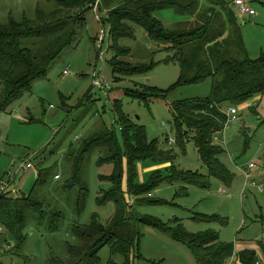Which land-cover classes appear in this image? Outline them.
<instances>
[{
	"label": "rangeland",
	"instance_id": "374dc122",
	"mask_svg": "<svg viewBox=\"0 0 264 264\" xmlns=\"http://www.w3.org/2000/svg\"><path fill=\"white\" fill-rule=\"evenodd\" d=\"M209 1L200 0L201 5ZM222 1L234 10L242 26L249 56L262 58L264 0H244L257 12L254 16L242 14L236 0ZM95 2L90 8L87 5L85 26L79 30L77 40L60 54L48 74L35 81L19 101L0 111V181L7 185L11 196H30L45 204L47 211L44 219L37 211L29 214L25 240L20 245L6 229L0 230V264H54L53 256L65 264L74 259L72 264H76L70 245L79 248L80 243L72 232L73 225L109 224L117 206L114 201L102 202L100 197L111 188L108 177L114 173L115 164L112 160L103 162L107 154L102 151L108 152L104 145L91 149V154L85 151V145L100 136L106 126L117 133L123 147L122 188L128 204L125 214L133 217L128 225L132 264H197L187 245L142 224L144 216L171 225L178 220L190 233L213 229L222 241L256 248L264 258V190H260L264 185V93L236 105L238 119L230 123L217 142L225 148L220 159L235 176L231 185L217 178H211L208 187L187 185L177 178L152 183L155 171H160L162 177L171 174L172 161L140 160L137 182L150 187L140 194H130L123 125L145 129L147 141L170 151L181 171L209 174L193 141L186 144L185 150L176 143L172 106L210 97L213 82L207 78L179 85L182 72L173 52L160 49L147 29L138 24L134 25V35L121 42L130 48L128 59L153 61V67L144 74L116 80L108 11L102 12L99 21L92 9ZM59 8L60 0H0V26L36 20L40 12L50 16ZM155 15L168 28L190 19L173 8L159 10ZM103 28L109 37L101 49ZM95 72L105 80L103 86L94 85ZM147 87L151 93L158 89L165 96L145 99ZM26 161L32 163L31 168L23 167ZM251 162L257 167L249 171ZM84 188L88 192L82 199ZM81 199L84 205L78 208ZM54 213L59 214L56 230L50 228ZM215 216L219 219H204ZM92 253L99 257L100 264L121 260L110 246ZM92 253L89 252L90 260L95 257Z\"/></svg>",
	"mask_w": 264,
	"mask_h": 264
},
{
	"label": "trees",
	"instance_id": "16d2710c",
	"mask_svg": "<svg viewBox=\"0 0 264 264\" xmlns=\"http://www.w3.org/2000/svg\"><path fill=\"white\" fill-rule=\"evenodd\" d=\"M94 2L60 0V8L50 16L40 12L36 20L12 21L0 26V111L7 110L11 104L19 101L31 90L35 81L48 74L60 54L77 40L79 30L85 26L87 5L90 8ZM169 8L190 16V19L177 23L175 27H166L155 12ZM99 9L101 12L108 11V22L113 33L112 67L116 80L144 74L153 67V61L128 59L130 48L121 42L134 35V25L138 24L147 29L150 39L160 49L173 52L174 60L180 64L182 72L179 85L199 83L207 78L213 82L210 97L182 101L172 106L176 143L185 150L186 144L193 141L209 174L181 171L175 165L174 155L170 151H163L147 141L145 129L123 125L129 193L140 194L150 187L137 182V162L140 160L172 161L171 174L162 177L160 171H155L152 183L159 179L177 178L187 185L208 187L211 178H217L231 185L234 173L219 157L225 148L214 138L224 131L228 107L246 103L264 93V56L260 59L249 56L242 26L234 10L222 0H210L206 5H201L200 0H102ZM149 90L150 87H147L143 95L145 99L165 96L158 89H153L156 90L154 93ZM101 133L85 145V151L91 154V149L104 145L110 154L102 151L107 154L103 162L114 161V173L108 177L112 182L111 188L100 199L104 203L114 201L116 214L108 225L98 222L73 225L72 232L78 237L80 246L76 248L70 245L71 251L76 257V264H100L99 257L92 252L110 246L113 254H120L121 260L109 264H132V235L128 232V225H131L133 217L125 214L128 204H125L122 188L123 156L120 152H123V147L117 133L111 128L106 126ZM87 192V189L82 192V199ZM82 199L78 208L84 205ZM44 207L45 204L30 196L13 197L8 191H1L0 227L6 229L20 245L25 240L29 214L37 211L44 219L47 216ZM58 216V213H54L50 217L52 230L58 228ZM204 219L211 221L219 218ZM140 221L187 245L197 264H225L236 250L234 242L222 241L219 232L213 229L190 233L178 220L171 225L159 218L144 216ZM89 252L95 255L94 259H89ZM238 255L241 264H256V249H243L238 251ZM52 258L54 264H65L58 257ZM73 260L68 259L66 264H72Z\"/></svg>",
	"mask_w": 264,
	"mask_h": 264
},
{
	"label": "built area",
	"instance_id": "2783aa9c",
	"mask_svg": "<svg viewBox=\"0 0 264 264\" xmlns=\"http://www.w3.org/2000/svg\"><path fill=\"white\" fill-rule=\"evenodd\" d=\"M235 5L238 7L239 11L242 13V14H249L251 16H254V15H257V12L252 9L244 0H236L235 1ZM99 6H100V3H99V0L97 2H95L94 4V10H95V13H96V16H97V19L99 21L102 20L103 18V15H102V12L100 11L99 9ZM109 37V33L108 31L103 28L101 30V34H100V37H99V44L101 45V49H102V46L106 40V38ZM65 73H68V71H65ZM103 82H105V80H103L100 75H98L96 72L94 73V85L95 86H103ZM238 114H239V108L236 106V105H231L230 107L227 108L226 110V115H227V122L225 124V128H224V131L223 133L226 131L227 127L230 125V123L236 121L238 119ZM215 141L218 142L221 137H220V134L216 135L215 136ZM224 144L226 145V142L224 141ZM23 167L24 168H31L32 167V163L30 161H26V163L23 164ZM257 167V164L254 163V162H251L249 164V168L248 170L251 171L253 168H256ZM248 174L250 172H247ZM250 176V174L248 175V177ZM250 178V177H249ZM253 184H255V182H253ZM0 185L1 188H2V192H6L7 191V185L3 182V181H0ZM260 190H264V185H260ZM0 230H2V228L0 227ZM259 255V259H257L256 261V264H264V258L262 257V255L260 253H258ZM225 264H241V261H240V258H239V255H238V251L235 250V252L233 253V255L225 262Z\"/></svg>",
	"mask_w": 264,
	"mask_h": 264
},
{
	"label": "crops",
	"instance_id": "0c3cea01",
	"mask_svg": "<svg viewBox=\"0 0 264 264\" xmlns=\"http://www.w3.org/2000/svg\"><path fill=\"white\" fill-rule=\"evenodd\" d=\"M243 249H249V247L248 246H241V245H237L236 246V250L237 251H241V250H243ZM251 249H256V248H252L251 247ZM256 251H257V249H256ZM258 255V254H257Z\"/></svg>",
	"mask_w": 264,
	"mask_h": 264
}]
</instances>
